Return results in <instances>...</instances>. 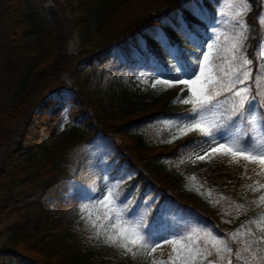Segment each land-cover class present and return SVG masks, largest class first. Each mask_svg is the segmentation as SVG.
I'll return each instance as SVG.
<instances>
[{
  "label": "trees",
  "instance_id": "obj_1",
  "mask_svg": "<svg viewBox=\"0 0 264 264\" xmlns=\"http://www.w3.org/2000/svg\"><path fill=\"white\" fill-rule=\"evenodd\" d=\"M63 2L74 32L73 49L66 48L64 20L52 1L0 0V132L29 116L17 139L0 156V256L12 264L167 261L170 244L133 257L104 242V232L113 230L104 219L107 205L97 200L121 177V192L133 196L138 192L141 198L158 194L168 208V224L181 232L206 228L223 236L264 210V201H259L264 194L260 187L264 169L259 161L238 158L231 162L232 157L220 155L217 160L178 166L179 159L203 139L196 131L180 135L172 123L191 107L184 104L175 109L177 97L188 95L181 92L185 86L153 88L146 73L135 75L151 66L148 50L153 60L169 62L157 40L143 33L146 26L176 11L197 37L213 22L219 0H203L198 15L184 6V0ZM257 3L250 0L254 10ZM253 18L247 14L250 28L244 46L248 56L259 35ZM176 30L166 24L163 36L192 46ZM139 33L147 49L122 46ZM117 45L121 51L114 55ZM183 52L188 60L200 54L192 49ZM134 58L141 63L125 67L126 76L103 90L78 76L65 78L82 63ZM130 72L133 76H127ZM53 91L68 93L73 106L71 122L55 143L50 138L57 131L58 117L46 112L51 103L47 96ZM35 104L42 111L30 115ZM237 205L244 207L238 210ZM93 224L100 229V237ZM157 225L152 224L154 230ZM252 227L255 231L256 225Z\"/></svg>",
  "mask_w": 264,
  "mask_h": 264
},
{
  "label": "snow or ice",
  "instance_id": "obj_2",
  "mask_svg": "<svg viewBox=\"0 0 264 264\" xmlns=\"http://www.w3.org/2000/svg\"><path fill=\"white\" fill-rule=\"evenodd\" d=\"M189 7L196 15L202 5L200 0H191ZM232 7L234 15L230 19L234 31L224 35L221 42L220 32L214 29V35L206 42L207 50L202 43L193 40L194 29L183 26L185 36L200 53L192 60L186 58L183 49L171 37L158 36L157 43L169 57V62L162 63L158 57L150 59L149 78L153 80V88L158 84L185 86L181 92L187 91V97L178 96L174 103L191 107L172 123L180 135L196 131L203 138L198 146L204 155L197 154L198 160L220 154L232 157L231 162H238V158L259 161L264 169V55L254 64L244 46L250 28L245 19L250 0H233ZM258 16L264 24V13H258ZM138 47L142 51L147 49V41ZM146 55L151 57L154 54L148 50ZM177 138L179 136H173V139ZM123 179L121 177L111 185L103 199L97 200V204L107 205L110 209H106L104 219L115 234L106 230L103 235L109 246L135 257L140 252L150 254L162 244H170L168 259L160 264H203L205 260L207 264H224L225 260L227 264H264V210L223 236L206 228H193L187 232L165 229L161 232L154 230L152 224L164 223L168 208L158 194L141 198L138 192L135 196L121 192ZM260 187L264 188V184ZM259 201H264V194ZM243 207L237 205L238 210ZM145 223L148 224L146 229ZM252 225H256L255 231ZM93 227L97 228L95 224ZM96 235H101L99 228ZM151 264H157V261L152 260Z\"/></svg>",
  "mask_w": 264,
  "mask_h": 264
},
{
  "label": "rangeland",
  "instance_id": "obj_3",
  "mask_svg": "<svg viewBox=\"0 0 264 264\" xmlns=\"http://www.w3.org/2000/svg\"><path fill=\"white\" fill-rule=\"evenodd\" d=\"M50 1L53 2V7L55 8L56 12L61 16V18L64 20V30L66 35V48L67 49H73L75 41H74V32L69 22L66 21V3L63 2V0H46V3H50ZM202 1L200 0V4L202 5ZM258 1L256 10L253 9L252 5H250V10L247 14L251 13L253 18V21L256 25V30L258 31V38L253 45V48H251V56H248L249 59L254 61V64L256 61L260 59L262 55H264V24L260 22V17L258 16V13H264V0H256ZM191 3V0H184V6L188 8L191 13H193V10L191 7H189V4ZM233 0H219L216 8H215V14H214V20L212 23L208 25V28L203 30L201 34L197 37L193 36V40L195 42L202 43L203 46H206V42L208 41L210 36L214 35V29L218 30L221 34V42H223L224 35L231 34L234 31L233 28V22L230 19L234 15V8L232 7ZM201 10V9H200ZM200 10L197 11L196 15L200 12ZM218 13H222V15H218ZM247 17V15H246ZM245 17V19H246ZM169 24L171 26H174L177 28L178 34L182 35L184 39L188 40V38L185 36L184 32L182 31V28L184 25V22H182L181 16L178 14V12H173L167 16H165L161 21L158 23H155L150 26H146L143 29V33L149 34L155 39L158 36H163V29L164 25ZM157 40V39H156ZM144 42V35L142 33L135 34L132 38H129L128 40L124 41L122 43V46H126L133 51L136 50V47ZM257 42H259V47L256 48ZM180 44L181 49H192L194 51H197V48L193 42L192 46L182 44V41H177L176 44ZM121 46L117 45L113 48V50L116 52L117 55L118 50ZM255 49V51H254ZM153 60V56L147 57V62L149 60ZM166 60V59H165ZM109 62V61H108ZM107 61L104 63H99L97 61H93L90 65H87L85 63L80 64L79 70L72 69L68 71L65 74V78L72 79L73 77H79L80 79H87L88 84L92 88H97L100 90L105 89L111 82L114 80L119 79V77L126 76L125 67L128 66H134L137 67L141 60L138 58H134V60L131 61H117L113 60L108 63ZM149 68H146L144 71L140 73H134L136 76H140L141 74H145V76L150 77V73L148 71ZM127 76H133V72H130ZM47 98L51 101L49 103L48 108L46 109V112L49 115L57 114L58 120V126L57 131L54 136L50 138V141L52 143H55L64 133V129L70 124L71 122V113L73 111L72 109V102L70 100V95L66 92H51ZM184 106L183 103H179L175 106L176 108H181ZM42 111V107L37 106L36 104L33 106V109L30 113V115L34 113H40ZM29 116H23L17 121L12 122L9 124L3 131L0 132V156L2 154V151L7 147L11 146L13 142L17 139L18 132L21 130L25 122L28 120ZM42 136L44 138H47L46 134L44 132L42 133ZM198 155H204V153L200 150L199 146H196L190 150H188L178 161V166L180 168L184 167L187 164L195 163L198 161H210V160H217L220 159V154H213L211 158L206 160H198ZM169 219L165 217V222L160 223L158 222L157 228L155 230L163 232L165 229H169L170 231H180L179 229H175L174 227L170 226ZM2 223H0V226ZM167 234V233H165ZM214 257H210L209 259H213ZM0 264H12V261H7L3 257L0 256ZM224 264H227V261H224Z\"/></svg>",
  "mask_w": 264,
  "mask_h": 264
}]
</instances>
